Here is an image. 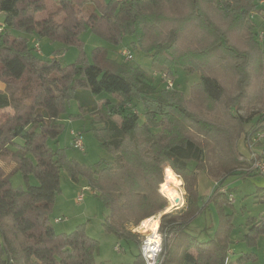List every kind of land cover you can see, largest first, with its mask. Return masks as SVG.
I'll use <instances>...</instances> for the list:
<instances>
[{
    "label": "trees",
    "instance_id": "16d2710c",
    "mask_svg": "<svg viewBox=\"0 0 264 264\" xmlns=\"http://www.w3.org/2000/svg\"><path fill=\"white\" fill-rule=\"evenodd\" d=\"M256 10L255 0H0V160L14 164L8 173L0 166V264H95L97 241L81 228L68 235L53 228L61 170L73 180L88 178L109 211L105 230L134 242L133 264H146L133 230L169 208L160 186L170 168L183 178L186 202L161 218V264H231L235 225L225 209L235 200L225 180L261 175L239 147L264 133ZM85 30L109 44L133 38L161 81L139 65L119 64L103 47L92 62L83 57L70 65L36 52L41 38L81 47ZM178 69L199 75L188 94L167 86ZM86 90L101 97L89 109L79 99ZM71 99L80 114L69 118L90 115V130L114 163L86 167L49 144L65 128ZM14 172L24 175L26 189L12 186ZM200 173L215 184L208 195L198 190ZM31 176L38 184H30ZM211 206L218 225L198 235L191 223ZM245 227L244 241L254 245L264 236V215ZM254 256L242 252L239 263Z\"/></svg>",
    "mask_w": 264,
    "mask_h": 264
},
{
    "label": "rangeland",
    "instance_id": "374dc122",
    "mask_svg": "<svg viewBox=\"0 0 264 264\" xmlns=\"http://www.w3.org/2000/svg\"><path fill=\"white\" fill-rule=\"evenodd\" d=\"M255 2L257 3V10L253 13V20L257 26L256 31L260 34L259 40L261 48L264 50V0H255ZM80 39L83 42L81 47H67L61 42H51L47 38H41L38 41L41 49V58L50 59L55 55L60 58L63 65L74 64L78 59L83 57H87L92 62L94 50L103 47L107 49L109 58L116 60L119 64H125L127 61L122 56V51L127 49L133 55V60L129 61V65H139L148 75L154 78L156 83L161 81L162 74L154 68L151 58L141 50L132 47L131 43L134 40L133 38H125L119 44H109L94 35L90 30H85L81 33ZM31 42H34L33 39ZM198 81V74H188L178 69L176 82H171L173 87L177 85L183 92L188 94L191 86ZM1 84L3 85L0 81ZM100 98H95L88 90L79 94V99L85 109L95 106ZM8 112L11 113V110ZM79 114V103L74 99L67 101L66 111L64 113L65 128L57 142L51 140L49 144L53 147L59 146L64 148L68 158L86 167H95L101 161L114 163V155L101 146L94 133L90 130L91 116L87 115L86 117L78 119L69 118L70 115ZM71 131L82 133L85 151L76 150L72 147L73 137ZM261 143L253 142L252 149L256 148L258 150L262 148L261 150L264 152V143L262 145ZM239 147L248 160L250 156L249 151L252 150L249 144L246 141H241ZM0 164L3 165L6 172L12 170L14 166L13 163L8 164L2 160H0ZM172 175H169L167 178H173L175 176ZM10 180L12 186L15 188H27L26 179L21 172H14ZM29 182L31 185L38 184L34 176L29 178ZM198 182L200 183L199 192L202 195L210 194L215 186L203 173L199 174ZM225 186L232 190L235 200L233 208L227 207L225 209L226 213L233 214L232 220L233 225H235L229 246L230 263L242 264L239 263L238 255L245 251L254 253L255 255L248 259L245 264H264V236H259L254 245H248L244 241V235L247 233L245 227L247 221L251 217L259 218L264 215V175H256L247 179L231 176L225 180ZM211 187H213L212 190ZM81 193L84 195V200L78 203L77 197ZM184 206L185 203L183 206L176 205L175 207L179 209ZM175 207L169 203L167 210L171 211ZM216 212L215 208L211 206L204 213L198 215L191 223L193 231L200 235V230L206 226L215 228L218 225V215ZM50 213L53 228L57 234L68 235L77 228H81L89 238L97 241L95 264H133L135 256L138 255L139 250L134 242L119 240L116 236L105 230L103 223L108 217L109 211L105 208L98 194L91 189L88 178L84 175H80L77 180H73L65 170H61L60 192L56 196ZM163 213L165 212L154 216L159 221V229ZM57 220L59 221L57 222ZM134 230L133 232L135 234L140 233L141 240L139 245L150 234L149 232H151L150 230L144 232V229H141V224ZM139 230L142 232H139ZM211 231L214 232V230ZM116 247H120L119 250ZM232 253H235V255Z\"/></svg>",
    "mask_w": 264,
    "mask_h": 264
},
{
    "label": "built area",
    "instance_id": "2783aa9c",
    "mask_svg": "<svg viewBox=\"0 0 264 264\" xmlns=\"http://www.w3.org/2000/svg\"><path fill=\"white\" fill-rule=\"evenodd\" d=\"M2 28L0 27V32ZM35 49L37 54H41V49L40 45L36 43ZM122 56L126 58V61H131L133 60V55L132 52L125 49L122 51ZM168 88H172L173 84L171 81H167ZM71 134L73 136V146L76 150H81L85 151L84 148V142H83V137L81 133L71 131ZM264 141V133H260L254 138L250 139L248 141L249 147L252 149L253 148V142L258 143V142H263ZM249 160L252 162V167L251 170L256 171L258 173H261V175H264V161L263 159H260L259 156L256 154L255 151L251 150L250 151V156ZM84 200V195L81 193L77 197V202L81 203ZM59 220H57L58 222ZM135 231V230H134ZM150 234L144 238L140 245V254L142 255L144 261L146 264H152V258L155 259V264H161L162 263V236L159 233V228L157 230H150ZM160 237L161 240L159 243H157V238ZM120 247H116L117 250H119Z\"/></svg>",
    "mask_w": 264,
    "mask_h": 264
},
{
    "label": "bare ground",
    "instance_id": "6f19581e",
    "mask_svg": "<svg viewBox=\"0 0 264 264\" xmlns=\"http://www.w3.org/2000/svg\"><path fill=\"white\" fill-rule=\"evenodd\" d=\"M176 179L177 178H172L170 180H167L165 183H163L160 186V192L167 198L169 193L172 191H176ZM179 205V203L177 204ZM169 210H166L165 212H168ZM159 228V221L156 217L147 219L141 223V229H144L143 231L145 232L146 230H157Z\"/></svg>",
    "mask_w": 264,
    "mask_h": 264
},
{
    "label": "clouds",
    "instance_id": "9594fccd",
    "mask_svg": "<svg viewBox=\"0 0 264 264\" xmlns=\"http://www.w3.org/2000/svg\"><path fill=\"white\" fill-rule=\"evenodd\" d=\"M173 169H169V174L172 175L173 174ZM177 176L176 179V191H172L171 193H169L167 199L169 201V203L175 207L177 205V201H179V205L183 206L185 201V195H186V190L183 187L184 181L183 178L179 176L178 173L175 174ZM161 240L160 237L157 238V243H159ZM152 264H155V259L152 258Z\"/></svg>",
    "mask_w": 264,
    "mask_h": 264
},
{
    "label": "crops",
    "instance_id": "0c3cea01",
    "mask_svg": "<svg viewBox=\"0 0 264 264\" xmlns=\"http://www.w3.org/2000/svg\"><path fill=\"white\" fill-rule=\"evenodd\" d=\"M4 88H5L4 84H3V85L1 84V85H0V89L3 90ZM263 143H264V142H262L261 145H262ZM261 149H262V148H261ZM261 149H258V150H257V149L255 148V149H252V150H255V151H256V154H257L258 156H262V157H264V152H263ZM249 153H250V151H249ZM0 166L3 167V165H1V164H0ZM13 167H14V166H13ZM3 168H4V167H3ZM4 170H5V169H4ZM5 172H6V170H5ZM6 173H8V172H6ZM173 173H174V172H173ZM173 178H175V177H173ZM170 179H172V178H167V180H170ZM167 180H166V181H167ZM199 188H200V183L198 182V190L200 191ZM212 188H213V187H211V190H212ZM203 229H205V228H203ZM146 231H148V230H146ZM146 231H145V232H146ZM139 232H142V231L139 230ZM137 248H138V246H137ZM138 250H139V248H138ZM243 252H245V251H243ZM241 253H242V252H241ZM232 254L235 255V253H232ZM238 256H239V255H238Z\"/></svg>",
    "mask_w": 264,
    "mask_h": 264
},
{
    "label": "water",
    "instance_id": "95a60500",
    "mask_svg": "<svg viewBox=\"0 0 264 264\" xmlns=\"http://www.w3.org/2000/svg\"><path fill=\"white\" fill-rule=\"evenodd\" d=\"M178 203H179V201H177V204H178ZM168 212H170V211H168ZM168 212L163 213V215L166 214V213H168ZM163 215H162V216H163ZM162 216H161V218H162Z\"/></svg>",
    "mask_w": 264,
    "mask_h": 264
}]
</instances>
